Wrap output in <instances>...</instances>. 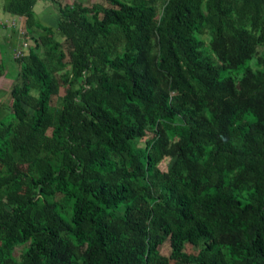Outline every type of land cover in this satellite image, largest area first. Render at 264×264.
Instances as JSON below:
<instances>
[{"label": "trees", "instance_id": "trees-1", "mask_svg": "<svg viewBox=\"0 0 264 264\" xmlns=\"http://www.w3.org/2000/svg\"><path fill=\"white\" fill-rule=\"evenodd\" d=\"M103 1L58 9L68 71L13 59L0 264H264V0Z\"/></svg>", "mask_w": 264, "mask_h": 264}, {"label": "rangeland", "instance_id": "rangeland-1", "mask_svg": "<svg viewBox=\"0 0 264 264\" xmlns=\"http://www.w3.org/2000/svg\"><path fill=\"white\" fill-rule=\"evenodd\" d=\"M49 2H52L54 5L58 7H68L71 8L73 4L75 3H81L84 6H90L92 4H100L105 5V2L103 0H47ZM3 1H0V17H3L8 15V18H6L3 22L0 23V25H4L5 27H9V29H13L17 34L13 35L10 34V37H8V47H6V50L3 52V59H0V70H1V76H0V118L5 117L10 112L11 107V95H10V89L12 85L19 82V79L17 77V71H18V65L13 62V50L20 47L21 44H25L24 51L27 53L28 48L32 47L34 44L38 45V48L35 50V52L39 55V57L43 60V62L46 64L48 69L54 73L55 77H58L59 74H61L64 71H68L67 61V49L66 45L64 44L62 35L58 32L57 28L51 29L52 31V39L59 43L61 45V51L63 53V58L61 62L64 64L63 68H59L57 64L55 63V55L54 54H48L46 53V47H43L40 44L39 36L40 33L35 30H31L29 34H24V19L22 17L13 16L5 13L3 11ZM161 6V3L157 4V9L159 10V7ZM38 23L41 25H44V21H38ZM47 25L51 27V22L54 23L53 16L49 17L47 20ZM57 27V26H56ZM49 28V27H48ZM204 41H206V38L203 37ZM0 41L3 42L2 35H0ZM206 46V44H205ZM64 94V88L60 87L58 90V98L61 97ZM56 103H58V99L55 98L54 100ZM27 112L29 110L25 108ZM150 135L147 133V137ZM142 142V141H141ZM171 164V160H164L158 165V169L161 171H165L168 169L169 165ZM24 247H16L13 251L16 258H18V254ZM184 252L188 254L189 256H194L197 252V248L191 247L186 245L184 247ZM159 253L161 255H167L168 254V246L167 242L163 243L162 246L159 247Z\"/></svg>", "mask_w": 264, "mask_h": 264}, {"label": "crops", "instance_id": "crops-1", "mask_svg": "<svg viewBox=\"0 0 264 264\" xmlns=\"http://www.w3.org/2000/svg\"><path fill=\"white\" fill-rule=\"evenodd\" d=\"M32 12H33L35 20L37 19L38 21H41V22L44 21L43 22L44 25L42 26L56 29L58 18H59V13H58V7L54 5L52 2H49L47 0H36L32 7ZM51 16H53L55 22L54 23L51 22L50 24L51 27L46 26L48 23L47 20ZM5 17L8 18V15L6 16L5 14V16L0 17V23H4L3 21L6 19ZM0 27L3 28L0 30V35H2L3 40L5 37H6V40H8V37H10V34H11L9 27H5L4 25H0Z\"/></svg>", "mask_w": 264, "mask_h": 264}, {"label": "built area", "instance_id": "built-area-1", "mask_svg": "<svg viewBox=\"0 0 264 264\" xmlns=\"http://www.w3.org/2000/svg\"><path fill=\"white\" fill-rule=\"evenodd\" d=\"M24 47H25V44H21L20 47L16 48L14 51H13V58L14 59H19L21 58L23 55H25V51H24Z\"/></svg>", "mask_w": 264, "mask_h": 264}]
</instances>
